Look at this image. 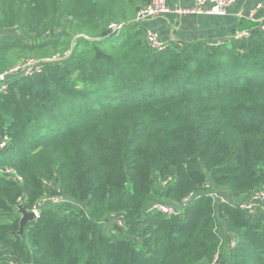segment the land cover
Instances as JSON below:
<instances>
[{
	"label": "trees",
	"instance_id": "16d2710c",
	"mask_svg": "<svg viewBox=\"0 0 264 264\" xmlns=\"http://www.w3.org/2000/svg\"><path fill=\"white\" fill-rule=\"evenodd\" d=\"M147 1L0 0V74L61 56L0 92V165L22 181L0 176V264H212L223 243V264H264V206L236 204L264 188V32L155 51L135 21ZM58 194L76 205L41 206L17 235L16 206ZM156 195L179 212L147 214Z\"/></svg>",
	"mask_w": 264,
	"mask_h": 264
},
{
	"label": "built area",
	"instance_id": "2783aa9c",
	"mask_svg": "<svg viewBox=\"0 0 264 264\" xmlns=\"http://www.w3.org/2000/svg\"><path fill=\"white\" fill-rule=\"evenodd\" d=\"M237 0H187L185 5H175L170 6L167 3V0H148L143 6H141L135 15V21L140 23H146L156 18H160L162 16H166L168 14L171 15H181V16H215V17H223L226 16L229 9L235 4ZM260 6H257L255 10H253L249 16V19L253 22H258L260 25V31L264 32V19H256L255 15L258 10H260ZM118 29L116 26H110V30L115 32ZM250 35V30H239L234 37L236 38H247ZM146 41L149 47L152 50L159 51L163 49L166 45L159 38L156 33L147 32ZM40 67V64H39ZM38 68H30V66L17 65L9 68L6 72L0 74V92L5 91L7 78L13 75L22 74L23 76H31L35 71L39 70ZM9 146L8 139L6 137L0 136V153L4 152ZM0 176L6 175L9 178L14 179L17 183H21V178L15 174L9 168H6L0 165ZM166 182L162 183V186L165 185ZM208 193L212 195L215 201H225L219 194L217 190H212L209 188ZM187 201V200H186ZM232 203V201H227ZM264 202V188L258 189L251 196L246 199H242L236 204L248 214H254L257 206ZM44 203H47L44 206ZM67 204H73L68 198L64 195L58 194L53 197L45 198L37 207H33L30 211L34 212L36 215V219L39 217L40 207H63ZM79 206V205H77ZM176 206L174 204H170L167 202H153L146 209L147 214L161 213L165 216H171L177 213ZM119 223L118 225L122 227L121 219L117 218ZM235 244L234 240H230L229 247H233ZM217 257L215 255L214 261L212 264H216Z\"/></svg>",
	"mask_w": 264,
	"mask_h": 264
},
{
	"label": "crops",
	"instance_id": "0c3cea01",
	"mask_svg": "<svg viewBox=\"0 0 264 264\" xmlns=\"http://www.w3.org/2000/svg\"><path fill=\"white\" fill-rule=\"evenodd\" d=\"M187 0H167L168 5H185ZM264 0H237L226 16H162L144 23L147 32L156 33L168 45L172 41H203L216 44L236 34L246 23H255L249 16ZM247 29V28H246Z\"/></svg>",
	"mask_w": 264,
	"mask_h": 264
},
{
	"label": "rangeland",
	"instance_id": "374dc122",
	"mask_svg": "<svg viewBox=\"0 0 264 264\" xmlns=\"http://www.w3.org/2000/svg\"><path fill=\"white\" fill-rule=\"evenodd\" d=\"M114 26H116V25H114ZM117 27H119V26H117ZM51 54H53V55L50 56V57L49 56L47 57V55H51ZM60 59H61L60 54H58L57 52L52 53V50L50 49V50H45V51H42V52H31V53H28L25 57H22L18 61V63L16 65H14V66L26 64L27 66H30V68H38L39 64L41 62H43V61H56L57 62ZM14 66H12V67H14ZM215 190H217V189H215ZM217 191L220 193L219 195L225 200V202L232 201V203H236L235 200H233L231 198V195L225 191V189L221 188V189H219ZM163 199L164 198L162 196H160V195H156L155 196V202H163V201L164 202H168V201L163 200ZM46 204L47 203H44V206ZM262 204L264 206V202ZM69 210L71 211L72 209L70 208ZM3 220H6V218H4ZM118 223H119V221H118L117 218H112V219H109L107 221L102 222L101 223V228L106 233H108V232L118 233V232H120L122 230V227L119 226ZM147 228H148V224L147 223H142L140 225V231L141 230L142 231L146 230ZM221 233L222 234L224 233L223 230H221ZM226 246L227 245L225 243H223L220 246V249L217 251V254H216V257H217V261L216 262L217 263L216 264H223L226 250H228V247H226Z\"/></svg>",
	"mask_w": 264,
	"mask_h": 264
},
{
	"label": "water",
	"instance_id": "95a60500",
	"mask_svg": "<svg viewBox=\"0 0 264 264\" xmlns=\"http://www.w3.org/2000/svg\"><path fill=\"white\" fill-rule=\"evenodd\" d=\"M16 215L19 217L17 235L21 236L25 227L36 220V215L32 211H27L23 204L16 206Z\"/></svg>",
	"mask_w": 264,
	"mask_h": 264
}]
</instances>
